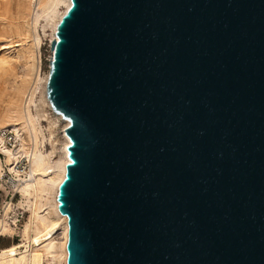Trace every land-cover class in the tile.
<instances>
[{
    "label": "water",
    "instance_id": "obj_1",
    "mask_svg": "<svg viewBox=\"0 0 264 264\" xmlns=\"http://www.w3.org/2000/svg\"><path fill=\"white\" fill-rule=\"evenodd\" d=\"M55 35L66 264H264V0H71Z\"/></svg>",
    "mask_w": 264,
    "mask_h": 264
},
{
    "label": "bare ground",
    "instance_id": "obj_2",
    "mask_svg": "<svg viewBox=\"0 0 264 264\" xmlns=\"http://www.w3.org/2000/svg\"><path fill=\"white\" fill-rule=\"evenodd\" d=\"M18 3L16 31L9 33L7 26L0 28V36L10 44L5 47L9 52L0 57V75H7L0 95V149L14 179L20 182L16 204L26 206L31 214L26 223L23 221L24 228L16 230L19 242L0 248V264H66L68 216L58 207L57 193L70 160V138L65 131L69 120L52 110L46 96L47 72H42L40 66V30L50 40L54 38L56 24L71 0ZM10 62L20 69H13ZM5 129L19 140L18 145L5 143ZM19 154L29 159L28 176L12 164ZM10 208L14 207L7 205L5 213ZM0 227L4 234L14 231L2 216Z\"/></svg>",
    "mask_w": 264,
    "mask_h": 264
},
{
    "label": "rangeland",
    "instance_id": "obj_3",
    "mask_svg": "<svg viewBox=\"0 0 264 264\" xmlns=\"http://www.w3.org/2000/svg\"><path fill=\"white\" fill-rule=\"evenodd\" d=\"M18 2H19V0H0V18H1L0 23H3L5 21L3 25H0V28H4L5 26H7L5 29H7L9 33H12L14 31H16V28H17V23H16L17 22V17H18L17 14L19 13V9H20ZM40 34H41L40 66H41L42 72H47V69H48V58L51 55V49H50V46H49L50 37L48 35H45L42 30H40ZM1 37L2 36H0V57H1L2 54L6 53V52L7 53L9 52V50H7L5 47L10 45L8 43L9 41H8L7 38H6L7 39L6 40V39H4V36H3L2 37L3 40H2ZM4 41L7 42V43L5 44ZM12 67H13V69L14 68H17L18 70L20 69L15 62L12 64ZM17 69H15V71H17ZM6 74H8V73H6ZM5 76L7 78V75H5ZM9 76L11 77L12 75L9 74ZM6 78L4 76L0 75V95H1V92L3 91V89H4V83H5V79ZM44 124H46V122H44ZM5 130H2V131H5ZM15 144L18 145V142L15 141ZM9 146H11V144H9ZM0 151H1V149H0ZM0 164L2 166V169L0 171L1 172L0 176H1L3 174V172H4V170L7 171V167H8V164H7V161H6V157L2 153V151L0 152ZM12 177L15 178V176L12 175V173H11V174L5 175L3 178H0V204L3 202L6 190H8V188H10V186H11ZM24 207L27 209L26 210L27 211L26 212V218H25V221H24L26 223V221L28 220V218H29L31 213H30V211L28 210V208L26 206H24ZM25 223H23V224H25ZM11 233L10 232H6L5 235L0 237V248L6 247V246H9V245H11L13 243L19 242V239L21 237L19 236V239L17 240V238L15 236L14 237L10 236Z\"/></svg>",
    "mask_w": 264,
    "mask_h": 264
},
{
    "label": "built area",
    "instance_id": "obj_4",
    "mask_svg": "<svg viewBox=\"0 0 264 264\" xmlns=\"http://www.w3.org/2000/svg\"><path fill=\"white\" fill-rule=\"evenodd\" d=\"M4 141L7 145L11 144V146H14L15 141L18 142V139L15 138L14 134L10 130H5ZM12 164L16 165V167L18 168V170L22 175L26 174V176H28L29 159L27 158L26 155L19 154ZM11 173L12 172L7 167V171L4 170L0 178H3L5 175ZM19 184L20 182L17 179H14V177H12L11 186L10 188H8V190H6L3 202L0 204V216H2L3 220L7 222V224H10L13 227L14 231L10 234V236L12 237L15 236L17 240L19 239V235L16 230L19 229L20 226H22L23 221L26 218V212H27L25 207L18 206L16 204L17 197L19 196V190H18ZM7 205H12V207L14 208L12 209L10 208L7 211V213H5V209ZM3 235L5 234L2 232V227H0V237Z\"/></svg>",
    "mask_w": 264,
    "mask_h": 264
}]
</instances>
